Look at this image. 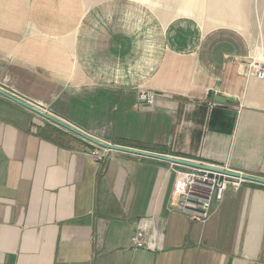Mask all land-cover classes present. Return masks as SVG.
Returning <instances> with one entry per match:
<instances>
[{"label":"crops","instance_id":"crops-1","mask_svg":"<svg viewBox=\"0 0 264 264\" xmlns=\"http://www.w3.org/2000/svg\"><path fill=\"white\" fill-rule=\"evenodd\" d=\"M153 2L0 0V90L100 142L264 179V18ZM94 149L0 95V264H264V185L196 222L177 165Z\"/></svg>","mask_w":264,"mask_h":264},{"label":"built area","instance_id":"built-area-1","mask_svg":"<svg viewBox=\"0 0 264 264\" xmlns=\"http://www.w3.org/2000/svg\"><path fill=\"white\" fill-rule=\"evenodd\" d=\"M248 67L250 72H254L259 79L264 80V67L261 63L252 62V64H248ZM138 101L140 104L153 106L156 102V94L140 90ZM91 157L96 162L103 163L106 160V151L101 152L96 147L92 151ZM177 167L178 169L174 171L176 176L173 191L176 199L175 207H178L189 219L196 222H207L216 212V206L219 207L222 204L227 190L230 187L238 188L245 182L206 170ZM131 241L136 249L145 247L142 232L134 235Z\"/></svg>","mask_w":264,"mask_h":264},{"label":"water","instance_id":"water-1","mask_svg":"<svg viewBox=\"0 0 264 264\" xmlns=\"http://www.w3.org/2000/svg\"><path fill=\"white\" fill-rule=\"evenodd\" d=\"M0 95L3 96L4 98H7L8 100L18 104V105H20L21 107L33 112L34 114H36L37 116H39V117L43 118L44 120L50 122L51 124L61 128V129H64L67 132H70V133L78 136L79 138L89 142L90 144H92V145H94L96 147L102 148L104 150L117 151V152H123V153H128V154H134V155H137V156H142V157H147V158H152V159L164 161V162H167V163H170V164H173V165H177V166H183V167H187V168L206 170V171H209V172L225 175V176H228V177L241 179V180H243L245 182H253V183H258V184L264 185V179H260V178H256V177H252V176H247V175H242V174H238V173H235V172L214 168V167L203 165V164H199V163L188 162V161H184V160H180V159H176V158H172V157H168V156L151 154V153H148V152L128 149V148H124V147H118V146H114V145H111V144H106V143L100 142V141L92 138L91 136L83 133L82 131L74 128L73 126L63 122L62 120H59V119L53 117L52 115L47 114L43 110H40L39 108H36V107H34V106H32V105H30L28 103H25V102L15 98L14 96L4 92L3 90H0ZM226 100H227L226 98L219 96V97L216 98L215 101L218 104H225Z\"/></svg>","mask_w":264,"mask_h":264},{"label":"rangeland","instance_id":"rangeland-1","mask_svg":"<svg viewBox=\"0 0 264 264\" xmlns=\"http://www.w3.org/2000/svg\"><path fill=\"white\" fill-rule=\"evenodd\" d=\"M180 1V12L184 16H197L201 18L209 17V6L211 0H178ZM152 0V4H153ZM171 3H174L171 2ZM169 4V3H168ZM170 5V4H169ZM248 18H264V0H249L248 2ZM170 6H167L169 9ZM203 13V14H202ZM233 188V187H230Z\"/></svg>","mask_w":264,"mask_h":264}]
</instances>
